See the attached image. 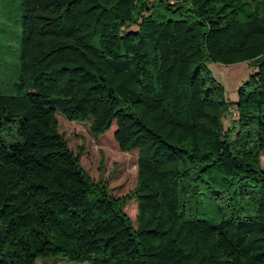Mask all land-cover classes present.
I'll use <instances>...</instances> for the list:
<instances>
[{
    "label": "trees",
    "instance_id": "16d2710c",
    "mask_svg": "<svg viewBox=\"0 0 264 264\" xmlns=\"http://www.w3.org/2000/svg\"><path fill=\"white\" fill-rule=\"evenodd\" d=\"M15 20L0 264H264V0H0V41ZM211 62L256 65L236 102ZM59 113L95 137L116 125L120 150L139 152L132 191L88 175Z\"/></svg>",
    "mask_w": 264,
    "mask_h": 264
},
{
    "label": "rangeland",
    "instance_id": "374dc122",
    "mask_svg": "<svg viewBox=\"0 0 264 264\" xmlns=\"http://www.w3.org/2000/svg\"><path fill=\"white\" fill-rule=\"evenodd\" d=\"M16 18V17H15ZM135 29V28H133ZM8 33L0 41L1 54L6 55L9 65L16 62L20 43L21 28L18 22L8 23ZM0 54V55H1ZM213 75L224 85L225 96L231 102L238 99L240 86L246 82L249 76L257 71L255 64L241 62L232 65L211 62L208 64ZM59 131L66 138L70 149L81 152L80 163L84 170L94 181H102L107 184L108 190L113 196L123 197L132 191L137 184L138 175V150L122 152L114 139L116 125L106 134L95 137L89 123L68 120L64 115L57 114ZM234 108L223 117L225 130L232 129L236 124ZM236 134L234 135V137ZM262 168L264 169V154L262 155ZM125 211L130 216L133 224L137 223V200H131L125 206ZM37 264H78L62 256L41 258Z\"/></svg>",
    "mask_w": 264,
    "mask_h": 264
},
{
    "label": "built area",
    "instance_id": "2783aa9c",
    "mask_svg": "<svg viewBox=\"0 0 264 264\" xmlns=\"http://www.w3.org/2000/svg\"><path fill=\"white\" fill-rule=\"evenodd\" d=\"M236 114V113H235Z\"/></svg>",
    "mask_w": 264,
    "mask_h": 264
}]
</instances>
